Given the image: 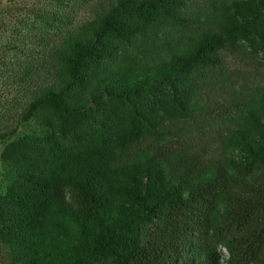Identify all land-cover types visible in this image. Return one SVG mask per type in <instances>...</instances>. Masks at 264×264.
<instances>
[{
  "label": "trees",
  "instance_id": "16d2710c",
  "mask_svg": "<svg viewBox=\"0 0 264 264\" xmlns=\"http://www.w3.org/2000/svg\"><path fill=\"white\" fill-rule=\"evenodd\" d=\"M34 12L0 43V264H264V76L231 66L264 0Z\"/></svg>",
  "mask_w": 264,
  "mask_h": 264
},
{
  "label": "rangeland",
  "instance_id": "374dc122",
  "mask_svg": "<svg viewBox=\"0 0 264 264\" xmlns=\"http://www.w3.org/2000/svg\"><path fill=\"white\" fill-rule=\"evenodd\" d=\"M50 0H0V43L4 40H11L14 31L24 29L25 21H28L30 14L42 5H46ZM75 22H82L90 15L88 7L78 4L73 11ZM236 64V65H235ZM231 63L243 72L251 75V80H263L264 66L256 64H245V62ZM1 97V96H0ZM1 150V149H0Z\"/></svg>",
  "mask_w": 264,
  "mask_h": 264
}]
</instances>
